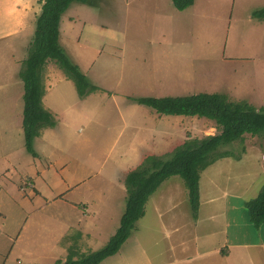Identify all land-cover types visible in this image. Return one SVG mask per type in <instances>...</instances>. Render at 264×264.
Returning a JSON list of instances; mask_svg holds the SVG:
<instances>
[{
	"label": "rangeland",
	"instance_id": "374dc122",
	"mask_svg": "<svg viewBox=\"0 0 264 264\" xmlns=\"http://www.w3.org/2000/svg\"><path fill=\"white\" fill-rule=\"evenodd\" d=\"M32 1L0 0V258L4 264L26 263L32 258L27 255L34 252L62 255V244L56 240L63 231L61 219L75 224L79 216H66V207L52 198L62 195L76 202L109 189L119 192V177L139 167L120 163L119 150L113 146L123 121L144 122L149 129L161 126L165 136L156 147L163 158L187 141L220 133L215 122L199 117L166 116L161 125L149 118L160 116L156 111L131 98L220 93L264 108V21L252 18L254 11L264 8V0H196L185 11H178L172 0L75 2L63 16L60 44L102 91L82 99L75 83L49 62L44 82L46 88L52 82L50 105L61 112V125L36 146L47 154L49 164L38 162L25 147L20 78L44 0H34L30 9ZM44 105L48 107L47 101ZM149 147H140L137 153L146 154ZM225 150L240 160L220 159L202 173L201 186L205 198L213 196L214 205L229 208H203L194 226L185 182L175 176L148 201L146 215L136 223L133 240L141 243L144 255L135 262L125 258L115 264H264V226L255 228L246 208L264 186V136L246 135ZM75 181L81 186L70 188ZM162 195L163 212L171 205L177 207L159 218L151 204ZM122 202L127 204V198ZM113 219L101 227L104 237L117 233L122 217L116 213ZM94 238L85 249L73 247L69 253L78 250L74 257L80 259L107 244ZM225 238L230 246L227 255L225 251L205 254Z\"/></svg>",
	"mask_w": 264,
	"mask_h": 264
},
{
	"label": "trees",
	"instance_id": "16d2710c",
	"mask_svg": "<svg viewBox=\"0 0 264 264\" xmlns=\"http://www.w3.org/2000/svg\"><path fill=\"white\" fill-rule=\"evenodd\" d=\"M196 0H172L178 11L194 6ZM86 0H44L36 22V31L28 47L20 78L24 83L23 132L29 154L38 158L35 140L46 128L55 127L53 115L45 109V69L54 62L69 80L75 83L82 99L102 91L93 85L81 68L72 62L60 44V26L63 16L73 3ZM252 17L264 20V8L254 11ZM136 104L153 109L159 115L206 118L216 123L220 133L204 139L187 141L168 157L148 156L126 177L127 204L117 233L104 248L91 252L78 260L71 253L67 264H101L117 255L131 237L136 223L145 216L146 205L161 185L178 176L185 182L191 209L195 218L200 209L201 174L220 159L234 157L227 147L242 141L246 135L264 136V108L257 109L246 101L235 102L225 94L200 93L182 97L131 98ZM251 224L264 226V186L259 195L246 203Z\"/></svg>",
	"mask_w": 264,
	"mask_h": 264
},
{
	"label": "crops",
	"instance_id": "0c3cea01",
	"mask_svg": "<svg viewBox=\"0 0 264 264\" xmlns=\"http://www.w3.org/2000/svg\"><path fill=\"white\" fill-rule=\"evenodd\" d=\"M33 1L31 2L30 9H32ZM43 3H44V1L42 2V5H43ZM41 10H42V6H41ZM67 19H69V18H67ZM70 19H72V18H70ZM64 20L65 19L62 18L60 27H62ZM256 20H259V19H256ZM261 21H264V20H261ZM36 22H37V20H36ZM69 24H72V22H70ZM60 33H61V31H60ZM34 34H35V32H34ZM27 56H28V53L26 52V57L23 60V62L27 59ZM50 85L52 87V82H50ZM23 87H24V83H23ZM51 87L48 86L46 88L45 96H47V98L43 99V100H44V102L47 101L48 107H45V105H44V107L46 110H48L53 115V117L56 121V126L54 128H51V129L46 128L41 132L40 137H38L35 140V150H36V146H37V144H39V142H42L43 140L47 139L48 136L50 135V133L52 134L55 131V129L58 128L59 125H61V112L55 111L53 109V106L51 107V105H50L51 98H50V95H48V92H49V89ZM24 93H25V91H24ZM45 96H44V98H45ZM23 97H24V95H23ZM44 102H43V104H44ZM156 114H158V113H156ZM162 117H166V116L154 115V116H151L149 118L155 120V122H159V124L162 125L164 123V120ZM153 120L151 121L152 123H154ZM118 132L119 133L115 137L113 146L115 147L116 150H119V157H120L119 162L120 163H124L126 165L129 164V166L134 164L132 166V168H135L145 160V159L142 160L143 157H146L147 155L159 156L163 153L162 150L159 151V149H158L159 147L158 148L156 147L158 145V143H160L159 138L162 137L164 134L161 126L158 128L157 126L154 125V126L150 127V129H149L148 124L145 123V125H144V122L138 123L135 120L129 119V120H127V123H125V121H123V126L119 129ZM147 133H149V134H147ZM164 136H163V139H164ZM148 146H151V148L149 147V150L147 151L148 153H146V154L137 153V151L140 147H148ZM36 152L38 154V158H34V157L33 158L35 160H37L38 162L46 161L48 159L47 154L40 153L37 150H36ZM46 163L49 164L48 160ZM18 173L20 174V172H18ZM129 173H130V171L124 172L122 177H119V181H118L119 187L116 188V191H119V192H116V193L109 189L106 194H102L100 196L94 195V194L85 195L83 198H80V200H77L76 202L73 200L68 201L66 199V197L62 196V195L52 198V200L58 201V203H61L62 205H64V207H66V211H64L63 214H65L66 216L67 215L69 216L71 214H75V215H77V217L79 216V220L75 224H73V223L70 224L68 219H65V218L61 219V221L64 222L63 231L62 232L60 231L58 233V235L56 236V240H57V244H62V248H61L62 249V251H61L62 255H53L52 253L45 255L43 252H41V253L34 252V253H31V256L27 255L28 258L29 257H32V258L28 259L26 263H24L25 261L24 262L18 261L17 264H19V263H22V264H67V260H68L69 256H71V253H69L70 248L76 247L77 249H79V251H81L82 249L86 248L85 247L86 243L87 244L93 243L92 241L95 240L94 236L97 239H101L100 244L105 245L106 243H108L111 238L110 237H104L103 234H101V232L103 231L104 227L109 226L110 224H112L114 222L113 218L115 217L116 213H117V215L118 214L121 215V217L125 213V210H123V208L125 206V209H126V204L123 203L122 200L127 198V187H125V185H126V177ZM201 176H202V174H201ZM37 177H39L38 173H37V176L35 175V177H34V181H33L34 183H35V180H37ZM166 182H168V180ZM166 182H164L161 185V187L158 189L159 191H160V189H162L164 187L163 185ZM80 186L81 185H80L79 181H75L69 185L70 188L71 187L77 188ZM82 187H84V185ZM111 189H112V187H111ZM159 191H157L155 193V194H157V196L160 195ZM38 195L41 196L40 191H38ZM164 195H162L161 198L158 199L154 204H151L152 208L154 207L155 210L157 211L159 218H161L165 212L170 211V209L174 210L177 207L175 205H171L170 207H167L166 210L163 212L164 209L163 208L161 209L160 203H162V201L166 199V198H164ZM225 196L227 197L226 194H225ZM151 198H150L149 202L151 201ZM188 200H189V195H188ZM214 201L215 200H214L213 196H208L207 198H205L203 196L201 179H200V209H199V213H198L197 218H195L193 215L194 226L200 221V217L203 214V208H206L208 206L210 208V211L220 210V208H224L225 210H227L229 208L228 204L227 205L223 204L221 206L220 205H214V203H215ZM117 202L119 203L118 205H117ZM120 202H122V203H120ZM148 203H147L146 207L148 206ZM188 203H189L188 205H189V209H190L191 208L190 201H188ZM81 208H83V209L81 210ZM205 211H207V210H205ZM80 212H82V214H80ZM207 212H209V211H207ZM145 215H146V213H145ZM101 227H103V228H101ZM89 228L92 229V231L88 230ZM73 229H75V231H72ZM174 230L176 232L178 230V228H176ZM134 232H135V229L132 232L131 237L123 245L121 251L117 255L106 259L102 264H115L117 261H121L125 258L129 261V263L135 262L136 259H140V257L142 255H144L145 250L142 248L141 243L138 242L137 239L133 240ZM235 245L238 247H241L242 244L234 243L233 246H235ZM55 246H56V244L53 245L52 247H55ZM46 247H50V246H46ZM229 250H230L229 242L225 238L224 242L219 243L215 248L210 249L205 254H211L212 255V254L219 252L222 255V253L225 251L224 252L225 253L224 256H225V255H227V252H229ZM79 251L77 250V253ZM84 252H87V250H85ZM77 253L76 252L73 253V256H75ZM124 253H125V255H123ZM1 254L2 253H0V255ZM82 254H85V253L82 252ZM122 255H123V257H122ZM74 260H78V259H75V257H74ZM0 264H4L2 258H0Z\"/></svg>",
	"mask_w": 264,
	"mask_h": 264
}]
</instances>
